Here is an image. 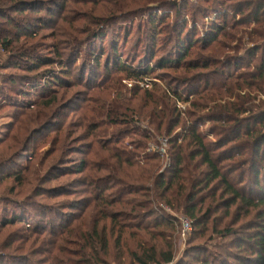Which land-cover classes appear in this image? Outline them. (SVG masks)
Returning <instances> with one entry per match:
<instances>
[{"label":"trees","instance_id":"1","mask_svg":"<svg viewBox=\"0 0 264 264\" xmlns=\"http://www.w3.org/2000/svg\"><path fill=\"white\" fill-rule=\"evenodd\" d=\"M48 1L0 0V58L5 53L11 60H17L1 70L12 66L27 76L32 75L21 80L23 90L16 88L14 78L6 81L0 77V111L8 105L17 106L19 111H23L21 106L31 111L29 107L34 105L35 96L32 91H37L39 96L33 111H24L16 117L15 121L26 120L22 131L11 138L12 144L0 151V171L10 165L12 169L15 167L0 178V184L12 182L10 194L20 189L18 194L29 190L34 197L45 194L52 197L54 194L42 190L43 185L52 179L54 168L65 164V157L71 151L67 143L74 132L68 131L65 136L57 135L52 139V149L38 166L33 162L16 165L28 152L30 140L51 123L46 112L58 103L57 90L75 86L68 82L72 72L62 60L65 54L61 52L60 31L35 39L42 29L41 24L44 27L47 22L34 16L33 9L49 4ZM202 3L204 7L190 9L193 27L186 21L176 28V37L168 42L172 47L168 57L156 59L155 54L160 49L158 39L162 33L165 35L161 31L164 21L152 16L149 17L150 62L147 57L129 64L117 53V45L111 49L115 69L111 77L115 78V74L120 77L116 81L151 82L148 77L157 71L171 70L181 72L184 79L175 81L180 86L193 83L194 91L189 94L200 102H191L194 111H199L192 125L183 124L180 129L185 134L181 137L180 133H175L182 119L177 105L189 102V97L170 85L162 89L154 84L159 95L144 91L139 111L149 112L138 113L135 105L131 108L143 91L135 88L136 85L132 100L123 99L118 91L115 98L110 100L111 96H107L101 99L103 102L89 106L94 119L90 121L92 116L81 115L73 124L83 129L79 139L109 137V128L119 127L135 135L130 142L132 149L115 137V133L111 142L103 143L94 152L91 143L85 147L96 160H74L73 166L62 167L61 174L54 178L81 176L82 197L62 204V208L74 216L79 210L88 212L87 225H74L76 217L74 223L61 232H48L45 228L32 227L23 217L25 212L19 215L0 201V264L26 251L32 257L48 254L47 260L38 264L120 261L123 264L125 257L132 264H264V0H203ZM172 5L179 7L176 15L180 20L182 5ZM200 21L203 26L198 30ZM89 23L91 28L99 27L104 20L94 18ZM72 36L64 33L62 37L75 49L86 38L101 40L103 37L92 29L85 32L83 40ZM45 40L53 41L52 54L34 56ZM241 50L250 60L246 68L241 67L242 59L236 58ZM225 51L236 56L227 57ZM95 61L99 63L100 58ZM232 68L236 71H226ZM113 91L114 88L111 93ZM200 114L204 118H199ZM136 118L144 120L149 128L135 129ZM95 120L108 127L102 137H97L100 127ZM204 121L212 126L201 131ZM167 122L171 126L166 125ZM163 136L168 139L165 156L159 152L149 153V141L157 143L156 138ZM248 149L250 156H247ZM56 152L61 153L55 161L60 166H53L47 172L50 167H46L45 162ZM61 189V195H69L67 188L61 186ZM165 208L192 223L191 246L177 262L172 236L180 232L179 223L176 219L163 218ZM9 211L14 212L12 217L8 216ZM154 217L153 222H147ZM87 226L89 229L82 230ZM145 236L150 239L146 240ZM50 238L55 241L51 242ZM127 238L137 242L135 249L129 247ZM199 238L207 241L194 245ZM48 247L47 252L43 251ZM6 251H11L12 255L6 256Z\"/></svg>","mask_w":264,"mask_h":264},{"label":"rangeland","instance_id":"2","mask_svg":"<svg viewBox=\"0 0 264 264\" xmlns=\"http://www.w3.org/2000/svg\"><path fill=\"white\" fill-rule=\"evenodd\" d=\"M202 1L203 0H50L48 1L50 2L49 4L40 5L33 9L34 16L38 15L37 18L40 17L45 20L44 22H47L44 27L41 24L42 29H39V35L35 39H40L42 36H50L53 32L60 31L61 36L59 39L62 43L61 52L65 54L62 60L66 66L70 67L69 70L72 72L68 82L71 81L75 86L70 89L64 88L61 90L56 88L58 89L57 92L60 94L59 101L55 107L47 110L46 112V114L50 116L49 118L51 123L42 133L34 136L33 139L30 140L28 152L20 161H17L16 165L25 166L27 162H33V165L38 166L41 163V159H43L52 149L51 141L55 136H65L68 131H73L74 135L72 136V140L67 143V146H69L71 151L68 157H65V164L61 165L59 168L56 167L57 169L54 168L52 171V179H50L46 185H43L42 190L54 194L52 197L45 193H43L45 194L43 196L34 197V195H31L29 190H25L24 192L18 194V192L21 191L20 189L17 190V193L10 194L9 190L13 184L11 181H6L3 184H0V201H2V204L8 206L9 210L15 211L16 213L18 212L19 215H23V212H25L23 217L32 227L45 228V230H48V232H61L62 228H68L70 224L74 223V219L76 217L77 220L75 221L74 225H79L82 223L87 225L89 220L86 215L88 212L83 213L79 210L76 212V216H74L71 211L62 208V204L68 203L70 200H79L82 197L81 190L83 187H81L79 183L81 176H68L59 178V180H54V178L56 175H58V173L61 174L60 170H63L62 167L73 166L74 160H96L95 157L91 155V153H88L85 147H88L89 143H91V146L94 147L92 152H94L98 150L100 145L102 146L103 143L108 144L111 142L115 133L117 134L115 137L120 139L121 142L128 144V149H132V143L130 142L133 140V138H135V135H131L130 132H123L119 127H110L109 137L93 140L92 138L94 136H91L89 140H84L79 139V137H82L83 129L73 126V124H76L79 121L81 115L85 117L92 116L93 110L88 109L89 106L93 107L98 101L103 102L101 99L105 100L107 96H111L110 100L112 97L115 98L118 91L119 94L123 96V99L132 100L134 94L136 93L133 90H136V87L142 89L143 91H140L138 94L140 96L134 100V104L131 105V108L134 109L135 105L138 113H144L149 112V110H145L144 112L141 110L139 111L140 98L145 94V92L159 95L160 92L155 91L154 84H157L162 89L165 86L170 85L171 87L180 90L184 93L186 98L189 97V102H180L177 105L179 113L182 114V119L180 120V127H178L179 129H177L175 133H180L179 137L185 134L184 130L180 128L185 125V122L186 125L191 126L195 117L199 114V111H194L195 109L190 106L192 101L197 100V102H200L199 99H195L194 95L189 94L190 92L194 91L195 85L190 83L189 85L180 86V84L176 83L175 81L177 78L184 79L180 76L181 72L176 73V71L171 70L157 71L154 75L150 76V78L148 77V80L151 82H140L138 84L135 81H116L115 79L119 80L120 77L116 74L114 75L115 78L111 77L115 73L113 58L111 57V49L114 44L117 45V53H119L120 56H123L125 61L129 64L134 62L135 64L136 62L139 63L147 57V62H150L152 60L150 57L152 52L149 50V46L151 44V36L149 33V17L152 16L154 18L158 17L159 20L164 21V27L161 29V31L165 32V35L162 33L160 36L161 39H158L160 40V43H158L157 48L160 49L155 54L156 59L159 60L161 58L168 57L169 51L172 48L171 44H168V42H170L173 37H176L178 31L176 28L182 26L186 21L192 24H189L190 27H193V22L190 21V9L192 8L194 11V9L198 7H204ZM172 4L182 5V15L180 20H177L179 18L176 15V13L179 11V7L177 9ZM49 16L51 18H49ZM94 18L104 20V23L99 27H96L95 25L91 28L89 22H92V19ZM197 18L199 19V16ZM189 25L187 28H189ZM200 25L201 26L198 28V30H200V28L203 26L202 21H200ZM91 29L97 30L99 35H103L102 39L95 40L94 38H86L83 40L85 32L87 33ZM171 30L176 32L173 33ZM64 33L71 34L74 36V38L83 41H81V43L75 49L73 45H68L69 40L63 39L62 36ZM114 41H116V43H114ZM43 44V47L36 50L34 56L41 54L49 56L52 54L50 48L53 46V41L45 40L43 41ZM101 45L102 48H100ZM249 46L253 47L252 45ZM72 50H74L73 54H71ZM225 52L227 57L236 56L233 55L234 53L231 51ZM243 52L244 51L241 50L236 58L242 59V61H240V63H242L241 67L246 68L249 66L250 60ZM95 58H100V62L96 63ZM11 62L17 63V60H11L8 54L2 53L0 58V77L4 78L6 81L14 78V81L17 80L16 88L23 90L24 85L22 86L21 80H25L27 77L30 78L32 75L27 76L24 72H21L19 69L12 66L1 70L2 67L9 65ZM153 62L154 60L152 63ZM107 68H109L108 72H106ZM226 71L235 72L236 69H226ZM220 80L221 82L224 81L225 77L221 78ZM113 88L114 91L111 93ZM32 92H34L35 96L32 98V104L34 105L29 107V110L31 111L34 110L33 108L36 106L35 104L39 103V96L36 95L37 91L33 90ZM26 100L31 99L26 97ZM19 108H22L21 110L23 111H19L18 107L14 105H8L5 107V109L0 111V151L5 150L9 146L10 142L12 144L11 138L18 132L22 131V123H24L26 120L21 118L15 121V119L18 115H20L19 113L27 110L22 106ZM86 109L88 110L85 111ZM199 118H204V115L200 114ZM93 119V116L90 117V121ZM143 121H141L139 118H136L137 124H134L135 129L138 127L148 129V124ZM95 122L97 125L99 124L98 126L100 127V130L97 131V137H102L105 134V128L108 127H106L105 124L102 125L96 120ZM166 125L171 126V123L167 122ZM13 126L14 128L12 129ZM211 126L212 123L204 121L201 131L208 130V128ZM30 128L33 129L31 126ZM119 131L121 132L118 133ZM137 137L139 136L137 135ZM156 140H158L157 143L155 140L149 141L147 146L149 153H157V144L161 143L162 141L168 142V139L165 136L158 137ZM78 151H80L81 154H77L76 152ZM250 153L251 151L248 149L247 156H250ZM60 154L61 153L56 152L50 159H47L45 162L46 167H50L48 168L47 172H49L53 166H60V164L55 163V161L59 159L58 157ZM14 169H12L11 165L2 169L0 171L2 174L0 175V178L1 176L6 175L8 172H12ZM86 173H88V170L84 173V175ZM61 186H64V189L67 188V194L69 195H61ZM52 210H54L56 213ZM11 211H9L10 215L8 214V216H11V213H14ZM164 211L166 212L163 213V218H165V220H169V218H171V220H178V229H181V221L183 219H188L171 210H167V208H165ZM155 218L156 217L147 222H153L152 220ZM88 227L89 226L84 227L82 230L89 229ZM75 231H77V229ZM45 234H48L47 231ZM192 234L193 229L186 240L181 239L179 230L175 235L172 236V243L175 250V262L183 258L185 252L190 248L191 244L189 246V242L191 241ZM145 239L149 240L150 238L149 236H145ZM128 240L130 241L129 247H131V249H135L137 242L132 239ZM50 241H55V238H50ZM206 241L207 239L199 238L196 239L193 244L203 245ZM71 248L74 249L75 247L71 246ZM48 250L49 247L48 249H43L45 252ZM209 252L216 251L209 249ZM4 254L9 256L12 255V252L6 251ZM17 255L19 256L15 257V259H12L11 261L7 259L5 264H38L41 260H47L48 258V254L32 257L27 251L24 253H17ZM111 262H113V259H111ZM122 262L123 264H132L128 257H125ZM112 264L122 263L120 261L117 263L114 262Z\"/></svg>","mask_w":264,"mask_h":264},{"label":"built area","instance_id":"3","mask_svg":"<svg viewBox=\"0 0 264 264\" xmlns=\"http://www.w3.org/2000/svg\"><path fill=\"white\" fill-rule=\"evenodd\" d=\"M159 154L164 157L167 150V141H162L160 146L157 147ZM192 232V223L188 219L181 221L180 237L182 240H186L188 235Z\"/></svg>","mask_w":264,"mask_h":264}]
</instances>
